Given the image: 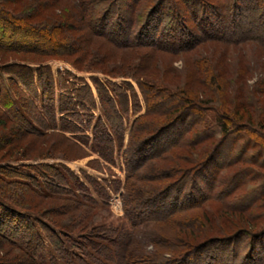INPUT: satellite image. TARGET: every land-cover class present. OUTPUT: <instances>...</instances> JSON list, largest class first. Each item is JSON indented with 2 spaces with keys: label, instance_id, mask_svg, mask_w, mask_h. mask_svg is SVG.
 I'll use <instances>...</instances> for the list:
<instances>
[{
  "label": "trees",
  "instance_id": "1",
  "mask_svg": "<svg viewBox=\"0 0 264 264\" xmlns=\"http://www.w3.org/2000/svg\"><path fill=\"white\" fill-rule=\"evenodd\" d=\"M32 1L0 0V54L23 56L0 67V264H264V242L246 232L264 221V110L253 114L243 84L232 105L222 103L214 92L225 97L231 81L209 55L190 57L193 69L179 87L147 76L153 53L182 56L209 43L264 51V0H72L77 17L58 29L47 13L55 1ZM182 9L198 18L193 27L181 20ZM78 26L81 47L72 35ZM159 30L179 45L155 44ZM94 39L148 52L122 72L97 70L106 58L87 47ZM52 59L79 74L130 79L138 92L128 82L54 76L42 65ZM201 60L210 94L190 86L200 80ZM253 93L264 104V89ZM130 113L119 187L125 224L114 227L104 185L45 161L84 159L88 150L114 165ZM20 162L32 163L10 165ZM232 215L243 230L213 238Z\"/></svg>",
  "mask_w": 264,
  "mask_h": 264
},
{
  "label": "rangeland",
  "instance_id": "2",
  "mask_svg": "<svg viewBox=\"0 0 264 264\" xmlns=\"http://www.w3.org/2000/svg\"><path fill=\"white\" fill-rule=\"evenodd\" d=\"M42 2L43 0H33V2ZM47 2V0H45ZM44 1V2H45ZM55 2L54 5H57V7L54 9V11L49 10L48 15L54 17V20L57 21V24H54L56 29L60 28L58 27V23L61 25L65 21H72L70 14H75L74 16L77 17L78 14V7L79 4L75 3V6H72L73 2L72 0H53ZM39 3V4H40ZM182 9V15H184L183 20L186 22V25H188L190 28L193 27L191 23L194 21H197L198 18L193 20L190 15L184 12ZM81 17V16H80ZM73 22L72 24H74ZM171 28H175L174 25L170 26ZM196 28V27H195ZM199 29V28H198ZM216 31L215 33L219 32L221 30V25L216 26ZM161 30H159L155 37H154V42L155 44L162 46V47H168L171 48L173 46H178L179 42L178 40H175L172 38L169 34L164 35V38H160L159 33ZM85 31L83 32V27L78 26L76 28V32L73 33V37L75 39L74 43L76 46L81 47L83 45H86L84 42V35ZM214 33V34H215ZM52 39L56 41L55 35L52 34ZM87 47L92 53H96L95 55L101 56V58H106V61L102 64L101 67H97L94 69L100 70V69H115V70H120L121 72L127 69L129 66L135 65V61L139 59V53H146L148 52L146 49L140 50L138 53L137 52H127L124 50H119L112 48L106 44L103 39H94L90 43H88ZM193 50H190L188 53L182 55V56H176L173 54H170L169 52H162V53H153L152 54V64H154V67L152 68L151 74H147V76H152L154 81H160V80H165L166 82H171L173 81V85L179 87L180 85H183L187 78V74L189 76V73L193 69V64L190 60V57H205V56H210L212 59L213 63L218 65V67H223L224 69L226 68L227 73L225 76L231 81L230 85L228 86L226 96L224 97L221 91L217 90L214 92V94H217V98L221 100L222 103H225L227 101L230 103V105L233 104V101L231 99L232 96H234L236 91L243 86L245 87L244 89L246 90V97H249L248 95H253V105L252 106V112L253 114L258 117L260 113L263 112L264 110V104L263 102H259L260 98L263 99V94L258 96L257 94H254L253 91L258 87L261 91H263L264 87L261 84V81L264 78V51L254 45H249V46H243L241 48H230L226 49L223 46L217 44V43H209V44H204L203 46H193ZM244 54V55H243ZM29 55V54H28ZM137 55V56H134ZM21 57L23 58L22 54L21 55H10L9 57H2L0 54V67L7 65V64H12V63H21ZM26 57V56H25ZM29 57V56H28ZM26 57V58H28ZM24 64V63H22ZM209 64V63H208ZM31 67H37L38 64H26ZM42 65H47L50 67L52 73L54 76L57 75V73H64V72H69L72 75L79 77V78H84L88 83L89 77H97L100 81L105 82L106 80L111 81L112 83L121 85V83L128 82L130 83L133 88L138 92L137 85L134 81L130 79H125V78H110L109 76L100 74V73H90V74H79L77 73L71 66H69L66 62L60 61L57 59H52L47 61L45 64ZM128 65V66H127ZM196 66L199 67L200 71L202 72L201 75H199L200 80H194L192 78L191 81L192 84L190 86L199 88L200 92L202 93H207L210 94L212 89L208 86V79L210 77V72L208 70V65L205 61H199L196 63ZM219 68H217L219 70ZM247 68V69H244ZM175 71V72H174ZM239 72H240V77H239ZM244 75H242L243 73ZM1 78L5 80L7 77L5 75H2ZM198 78V75H197ZM242 79V80H241ZM203 80L201 83L200 81ZM241 80V81H240ZM170 84V83H169ZM172 86V85H171ZM213 86V85H212ZM235 86V87H234ZM218 88V87H217ZM213 92V91H212ZM216 97V96H215ZM230 97V99H229ZM226 98V99H225ZM94 116L96 114L94 113ZM134 116L130 113L129 115V120L127 124L125 125V132H124V137H123V146L119 150V153L116 154L115 156V163L114 165H109L103 161H101L97 155L92 154L90 151L86 150V153L88 154V157L84 159H78L76 161L72 162H60L59 160H47L45 163L47 164H58L62 163L65 166H67L71 171H73L76 175L81 177V172L85 173L87 176L95 179L99 184L104 185L106 191L110 194V200L108 201L110 205V210L107 213L108 218H107V223L111 224L114 227L122 226L124 225L123 217H122V209H121V203H120V185L123 183L124 180V165L121 159V153L124 149V146L127 141V136H128V131H129V125L130 122L133 120ZM250 128V126H248ZM88 136H90V133L88 131L87 133ZM256 140H258V135H255L254 137ZM97 163L96 165H99L101 170H96L95 168L91 167V163ZM32 162H20V163H15V164H10L13 167H18L20 165H28ZM99 163V164H98ZM9 165V164H8ZM152 166L147 167V172L151 171L150 169ZM147 172H141L143 174H146ZM236 216L237 215H232V218H234L233 223H230L229 225H225L223 228V231H220V233H213V238L219 239V238H230L233 237L236 233H239L243 230L236 222ZM244 220V217H242ZM245 222V220H244ZM236 223V224H235ZM246 226V225H245ZM263 230V232H261ZM248 232L250 235H254L256 237V240L262 239L264 242V221L258 222L256 226L254 225L251 230L249 229ZM255 240V241H256ZM254 239H251L250 241L247 240V244L252 246V242H255ZM143 242H147L146 240ZM251 242V243H250ZM250 249H253L256 251L258 249V245L251 247ZM142 248V247H141ZM143 249V248H142ZM144 250V249H143ZM241 250V249H240ZM249 254H251L249 252ZM251 257V256H250ZM191 261V260H190Z\"/></svg>",
  "mask_w": 264,
  "mask_h": 264
}]
</instances>
